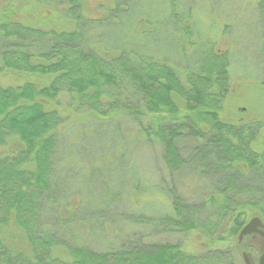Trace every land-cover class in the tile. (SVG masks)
<instances>
[{"label":"trees","instance_id":"1","mask_svg":"<svg viewBox=\"0 0 264 264\" xmlns=\"http://www.w3.org/2000/svg\"><path fill=\"white\" fill-rule=\"evenodd\" d=\"M34 1L35 13L42 4L51 9L35 16L38 24L18 17L7 4L0 7V75L25 78L21 84L0 83V264L196 262L177 244L99 252L77 241L82 205L69 203L71 196L61 194L62 189L60 198L54 191L66 178L54 171L58 127L67 120L59 106L63 97L83 116L133 117L144 139L164 148L171 171L191 163L179 143L187 138L197 143L188 152L191 160H199L201 169L211 168L210 176L222 184L203 204L208 218L202 223L189 219L192 208L175 196L173 214L162 223L205 235L206 254L232 241L247 218L258 215L264 222V191L259 189L264 188V142L260 149L256 145L262 121L237 122L222 115L230 89L227 54L212 52L205 65L181 70L152 54L139 56L124 44L106 53L88 41L96 27L107 21L121 26L125 18L130 26L131 9L141 11L144 0H135L133 7H126L127 0H113L96 19L85 14L84 0ZM46 17L50 23L43 22ZM183 31L188 33L186 27ZM247 173L256 174L262 187L249 181ZM257 194L262 198L255 200ZM222 227L223 233L214 235Z\"/></svg>","mask_w":264,"mask_h":264},{"label":"rangeland","instance_id":"2","mask_svg":"<svg viewBox=\"0 0 264 264\" xmlns=\"http://www.w3.org/2000/svg\"><path fill=\"white\" fill-rule=\"evenodd\" d=\"M84 1L85 14L94 19L105 15L107 7L114 3ZM35 2L0 0V7L7 4L18 17L38 24L35 16L50 13L51 9L42 4L35 13ZM132 2L135 0L124 3L127 7ZM145 4H141V11L131 6L132 23L128 27L129 18L120 17L121 26L107 21L106 25L96 27L88 40L93 48L108 53L124 44L139 56L152 54L181 70L205 65L212 52L227 54L230 89L222 115L237 122L262 121L256 141L260 149L264 142V0H144ZM50 21L43 19L45 23ZM129 29V33L119 31ZM24 79L14 73L0 75V83L5 85L21 84ZM67 101L66 97L59 99L67 120L58 127L54 170L66 178L54 186V191L60 198L62 189L61 194L71 196L69 203L82 205L81 229L74 232L78 242L99 252L118 251L131 245L177 244L191 252L195 264H244L241 253L247 252L252 264H258L263 250V240L258 236H245L238 243L236 234L232 241L211 248V252H216L206 254L210 248L205 235L173 230L162 223L164 217L173 214L175 196L182 197L192 208L189 219L202 223L208 218L203 204L222 184L210 176L211 168L201 169L199 160H191L188 152L197 143L189 138L182 142L184 145L178 142L180 153L191 163L171 171L164 160V148L154 140L144 139L133 117L117 114L109 120L103 116H83L82 110H72ZM247 174L249 181L262 187L256 174ZM254 198L261 199L262 195ZM224 229L219 228L214 235L222 234Z\"/></svg>","mask_w":264,"mask_h":264},{"label":"water","instance_id":"3","mask_svg":"<svg viewBox=\"0 0 264 264\" xmlns=\"http://www.w3.org/2000/svg\"><path fill=\"white\" fill-rule=\"evenodd\" d=\"M259 235L264 240V223L262 222L261 218L257 215L250 218L242 227V229L239 231L237 237L238 242L240 243L245 236L247 235ZM264 247V244H263ZM241 256L243 258L244 264H252L251 259L249 258L248 254L246 252H242ZM258 264H264V248L262 253L259 256Z\"/></svg>","mask_w":264,"mask_h":264},{"label":"flooded vegetation","instance_id":"4","mask_svg":"<svg viewBox=\"0 0 264 264\" xmlns=\"http://www.w3.org/2000/svg\"><path fill=\"white\" fill-rule=\"evenodd\" d=\"M258 236V235H257ZM261 240H262V238L260 237V236H258Z\"/></svg>","mask_w":264,"mask_h":264}]
</instances>
